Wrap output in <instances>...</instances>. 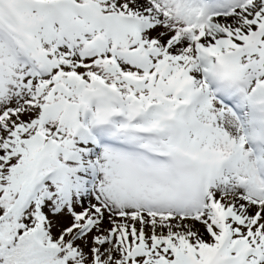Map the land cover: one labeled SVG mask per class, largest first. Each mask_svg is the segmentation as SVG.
I'll return each mask as SVG.
<instances>
[{"label":"snow or ice","instance_id":"6c2138e0","mask_svg":"<svg viewBox=\"0 0 264 264\" xmlns=\"http://www.w3.org/2000/svg\"><path fill=\"white\" fill-rule=\"evenodd\" d=\"M0 264H264V0H0Z\"/></svg>","mask_w":264,"mask_h":264}]
</instances>
